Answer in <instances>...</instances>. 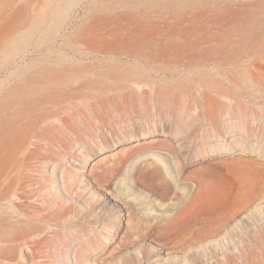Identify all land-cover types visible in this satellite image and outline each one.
<instances>
[{"label":"rangeland","instance_id":"374dc122","mask_svg":"<svg viewBox=\"0 0 264 264\" xmlns=\"http://www.w3.org/2000/svg\"><path fill=\"white\" fill-rule=\"evenodd\" d=\"M239 5L0 0V264H264V27Z\"/></svg>","mask_w":264,"mask_h":264},{"label":"bare ground","instance_id":"6f19581e","mask_svg":"<svg viewBox=\"0 0 264 264\" xmlns=\"http://www.w3.org/2000/svg\"><path fill=\"white\" fill-rule=\"evenodd\" d=\"M227 2L229 3L230 0H227ZM238 2L240 4L239 5L240 7H238V13H237L238 14V22H241V21L245 20L246 21V24H248V33H249V35L256 34L257 29L260 27V25H261V28L264 27V17H260L259 18V16H258L259 14L256 15V14H253L252 12L251 13H246V10L244 8L245 1L244 0H238ZM247 2L249 4H252L253 5V4L264 3V0H248ZM227 11L229 13L230 12V8H228ZM247 38H249V37H247ZM230 89L231 88L229 86H227V88H226V95L228 97L231 94V90ZM231 103H232V101H231ZM229 105H227V106H229ZM228 108H230V107H228ZM227 110H229V109H227ZM191 189H192V185H188L187 187H184V190H186L188 192L191 191Z\"/></svg>","mask_w":264,"mask_h":264}]
</instances>
